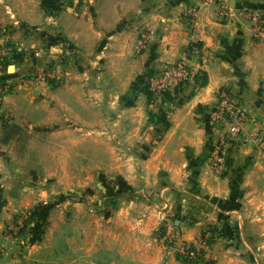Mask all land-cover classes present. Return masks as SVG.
<instances>
[{"label":"crops","instance_id":"crops-1","mask_svg":"<svg viewBox=\"0 0 264 264\" xmlns=\"http://www.w3.org/2000/svg\"><path fill=\"white\" fill-rule=\"evenodd\" d=\"M218 1L228 19L208 0H59L58 10L0 0V45L42 54L54 72L49 85L23 82L2 96L0 264H179L172 244L202 229L210 242L198 264H264V157L238 140L222 177L210 166L219 91L264 128V35L252 39L240 14L264 0ZM143 26L153 35L141 45ZM19 58L2 78H15ZM177 61L193 80L147 94V79ZM71 193L78 201H66ZM65 205L78 223L74 237L51 242L58 262L39 258L46 240L31 227L4 237L15 214L40 209L36 221L53 220Z\"/></svg>","mask_w":264,"mask_h":264},{"label":"built area","instance_id":"built-area-1","mask_svg":"<svg viewBox=\"0 0 264 264\" xmlns=\"http://www.w3.org/2000/svg\"><path fill=\"white\" fill-rule=\"evenodd\" d=\"M208 2L219 4L220 18L228 19L229 10L218 0H208ZM240 14L248 22L252 39L257 40L264 35V10L244 9ZM152 35L151 28L148 26L141 27L138 32L140 44L147 42ZM10 51L9 47L0 45V60L9 56ZM190 53L200 57L204 54V50L198 43L193 42L190 46ZM194 76L184 61H177L165 65L158 74L147 80L146 89L151 95L160 96L173 87L191 82ZM53 78L54 72L50 66H47L44 70L40 72L37 70L31 74L30 81L26 83L46 85ZM8 88L7 82L0 83V105L2 96L8 91ZM212 119L220 127L210 155L211 170L216 177H222L225 174L229 151L238 140L253 144L257 150H264V142H262L264 140V128L248 115L229 90L225 89L218 92ZM31 213L25 212L18 215L13 223L5 228V237L11 240L18 239L27 224L31 222ZM209 242L210 233L203 229L192 242L172 244L171 249L179 264H198L207 252Z\"/></svg>","mask_w":264,"mask_h":264},{"label":"rangeland","instance_id":"rangeland-1","mask_svg":"<svg viewBox=\"0 0 264 264\" xmlns=\"http://www.w3.org/2000/svg\"><path fill=\"white\" fill-rule=\"evenodd\" d=\"M218 13H219V10H218ZM2 45L9 47L11 50L9 53V56L3 57V59L0 60V83L7 82L9 84L8 91L12 90V88L16 87L18 84H22L23 82H29L31 74H33L34 72H37V70H38V72H40L41 70H44L47 66H50V65H48V64H50L49 63L50 59L44 58V56L42 54L39 55L38 57H35L34 55H32V56L31 55L27 56V55H23V54L21 55V54H18L16 52V50L14 49V46H11L10 44H8L6 42H4ZM12 55L13 56H16V55L22 56V58H19L20 60H22V65H21V68L18 71H16L15 78L11 81L10 79L2 78V77L6 73L7 74L13 73V71H11V70L7 71V68H6L7 66L12 65V60H13V62L16 61V60H14L15 57H14V59H12ZM50 83L51 82L49 81V84ZM34 84H37V83H31L30 85H34ZM214 124H216L219 127V125L217 123L214 122ZM262 142H264V140H262ZM247 143L248 142H246V144ZM259 152L264 157V150H259ZM72 193L68 194L66 196V201H68L69 203H74V202L78 201L76 195L75 194L72 195ZM55 202H56V204H60L63 202V200L61 198L60 199L58 198L55 200ZM96 202L97 201L91 202L89 204V207H90L89 209L98 213L99 211L97 208H99V206H97ZM104 202H107V200ZM104 202L102 201L101 204H103ZM25 212H32V211L31 210H25L23 212H19V213L15 214L12 217V219L5 225V228L8 227L9 225H11L18 215H20L21 213H25ZM73 213L75 214V216L77 215L76 210L71 211L66 206V208H64V209L58 208V212L55 215H53V220L49 219V217L47 215H45V219L43 221L42 220L40 221V219H39V221L38 220L36 221L35 220L36 216H34V219L30 223L27 224L28 227H31L30 228V230H31L30 236L31 237L35 236V238H36V236H37L38 239L41 238L43 241L46 240V242H45L46 244H44V245H46L48 249L43 248L41 251L42 255L39 256V258L42 259V261H45V259L47 258L48 261L52 260L55 263L58 262V259L55 255H58L59 252L54 250L52 253V250H51V246H52L51 242L57 238V233H59L60 235L63 234L65 237L66 234H68L70 231L69 234L71 235V237L75 236V228H73V227H74V225H77L78 222L74 218ZM51 224H54V226L58 225V224H64L63 225L64 226V232L62 230H59L58 232L54 231L55 227H51L50 226ZM36 227H38V228L36 229ZM36 230H38V231H36ZM71 231H72V234H71ZM4 232H5V230H4ZM4 232H3V235L5 237ZM22 232H21V234H22ZM21 234H20L18 239L13 240V241L20 240ZM61 249H64V247H62ZM207 250H208V248H207ZM59 251H60V249H59ZM68 251L72 256H73V254H75V252H74L75 248L74 247L69 248ZM14 255H18V252H15ZM61 255H62V253H61ZM65 255H66V252L63 250V256H65ZM58 258H60V257H58ZM200 263H202V262L200 261ZM61 264H63V263H61Z\"/></svg>","mask_w":264,"mask_h":264},{"label":"trees","instance_id":"trees-1","mask_svg":"<svg viewBox=\"0 0 264 264\" xmlns=\"http://www.w3.org/2000/svg\"><path fill=\"white\" fill-rule=\"evenodd\" d=\"M41 3H42V7L43 8H46V9H50L52 6H54L55 10H58V4H59V0H41ZM148 80V79H147ZM146 81V78L145 79H141L140 81H138V84L141 85V84H144V82ZM144 91L149 94L146 90V85H144ZM40 211V209H37L35 212L32 211L31 213V221L34 219V216L37 217L38 215V212ZM45 219V214L44 213H41L40 214V221L44 220ZM28 228V226L26 227V229ZM38 228V227H37ZM25 229V230H26ZM38 231V230H36Z\"/></svg>","mask_w":264,"mask_h":264},{"label":"water","instance_id":"water-1","mask_svg":"<svg viewBox=\"0 0 264 264\" xmlns=\"http://www.w3.org/2000/svg\"><path fill=\"white\" fill-rule=\"evenodd\" d=\"M9 70H11V68H9Z\"/></svg>","mask_w":264,"mask_h":264}]
</instances>
